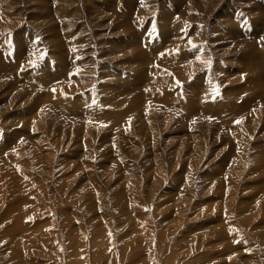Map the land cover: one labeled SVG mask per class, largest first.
<instances>
[{
    "label": "rangeland",
    "instance_id": "rangeland-1",
    "mask_svg": "<svg viewBox=\"0 0 264 264\" xmlns=\"http://www.w3.org/2000/svg\"><path fill=\"white\" fill-rule=\"evenodd\" d=\"M251 1L0 0V264H264Z\"/></svg>",
    "mask_w": 264,
    "mask_h": 264
},
{
    "label": "bare ground",
    "instance_id": "bare-ground-1",
    "mask_svg": "<svg viewBox=\"0 0 264 264\" xmlns=\"http://www.w3.org/2000/svg\"><path fill=\"white\" fill-rule=\"evenodd\" d=\"M258 1V0H257ZM250 2H252L251 0H250ZM256 2V1H255ZM257 4V6H256V9H253V10H258V5H260V6H262V5H264V4H262V3H260V2H258V3H256ZM255 4V5H256ZM189 5V4H188ZM254 5V6H255ZM130 6V5H129ZM144 6V5H143ZM259 6V7H260ZM263 7V6H262ZM252 8V7H251ZM139 9V8H138ZM260 9V8H259ZM264 9V8H263ZM250 10V9H249ZM146 11V10H145ZM254 11V12H255ZM258 12V11H257ZM256 13V12H255ZM161 14V13H160ZM258 15H260L259 13H258ZM157 18V17H156ZM258 18V17H257ZM258 21V20H257ZM158 22V21H157ZM159 27V26H158ZM179 27V26H178ZM1 28V27H0ZM38 29V28H37ZM10 31V30H9ZM180 31V30H179ZM9 33V32H8ZM163 34H164V32L161 30L160 32H158V36H161V37H163ZM188 34V33H187ZM191 34V33H190ZM30 37V36H29ZM184 37V36H183ZM183 37H182V39H183ZM191 37V36H190ZM189 37V38H190ZM187 39H188V37H187ZM230 39V38H229ZM167 40V39H166ZM183 40H185V39H183ZM19 41V40H18ZM183 42V41H182ZM181 43V42H180ZM32 44V43H31ZM233 44H234V42H233ZM243 44V43H242ZM232 48V47H231ZM234 49V48H233ZM220 50V49H219ZM206 52V51H205ZM51 54V53H50ZM176 54V53H175ZM207 54V53H206ZM54 56V55H53ZM72 56V55H71ZM207 56V55H206ZM209 56V55H208ZM73 58V57H72ZM184 58V57H183ZM232 58V57H231ZM78 59V58H77ZM54 60V59H53ZM204 60V59H203ZM196 61H198V60H196ZM195 60L193 61V68H195L196 66H198L200 63H197ZM48 64V63H47ZM246 65V64H245ZM49 66V65H48ZM55 66V65H54ZM108 67V66H107ZM106 67V68H107ZM196 69V68H195ZM59 70V69H58ZM8 71V70H7ZM193 73V72H192ZM30 74V73H29ZM71 79H73V78H71ZM125 79V78H124ZM10 81H11V78H10ZM59 82V81H58ZM61 82V81H60ZM29 83V82H28ZM161 83V82H160ZM14 84V83H13ZM30 84V83H29ZM50 85V84H49ZM63 85H65V84H61L60 83V85L59 84H57V85H55L56 86V90H58L57 92H59V91H62V90H68L69 92H71V90L72 89H63ZM67 85V84H66ZM40 86V85H39ZM54 86V87H55ZM162 86V85H161ZM15 89H17V88H15ZM53 89H55V88H53ZM22 91V90H21ZM25 91V90H24ZM55 91V90H54ZM49 93V92H48ZM55 93V92H54ZM25 94V93H24ZM43 95H45V94H43ZM71 96H73V95H71ZM143 96V95H142ZM61 97H63V96H61ZM28 98H30V97H28ZM41 98V97H40ZM48 98V97H47ZM45 101V100H44ZM60 102V101H59ZM63 102V101H62ZM72 102V101H71ZM79 102V101H78ZM212 102V101H211ZM75 102H73V104H74ZM77 103V102H76ZM49 104V103H48ZM60 104V103H59ZM78 104V103H77ZM77 104H74V105H77ZM50 105V104H49ZM66 105H68V103L66 104ZM69 105H71L70 103H69ZM73 105V106H74ZM181 105V104H180ZM176 106V105H175ZM72 107V106H71ZM180 107V106H179ZM67 109V108H66ZM68 109H70L69 107H68ZM73 110V109H72ZM190 113V112H189ZM171 116V115H170ZM96 119V118H95ZM104 119V118H103ZM155 123V122H154ZM32 126V125H31ZM156 130V129H155ZM33 131V130H32ZM36 133V132H35ZM33 134V133H32ZM28 139V138H27ZM83 139V138H82ZM16 146V145H15ZM18 147H20V144H18L17 145ZM24 147V146H23ZM16 149V148H15ZM15 149L13 150V151H15ZM12 151V152H13ZM17 153V151L14 153V154H16ZM13 157V156H12ZM14 159V158H13ZM16 161V160H15ZM20 161V160H19ZM18 161V162H19ZM21 163V162H20ZM6 169V168H5ZM7 170V169H6ZM21 170V169H20ZM3 171V170H2ZM1 172V171H0ZM4 172V171H3ZM7 174H8V172H7ZM1 175H3L2 173H1ZM134 194V193H133ZM130 196V195H129ZM146 240V239H145Z\"/></svg>",
    "mask_w": 264,
    "mask_h": 264
},
{
    "label": "snow or ice",
    "instance_id": "snow-or-ice-1",
    "mask_svg": "<svg viewBox=\"0 0 264 264\" xmlns=\"http://www.w3.org/2000/svg\"><path fill=\"white\" fill-rule=\"evenodd\" d=\"M161 55H163V54H161Z\"/></svg>",
    "mask_w": 264,
    "mask_h": 264
}]
</instances>
